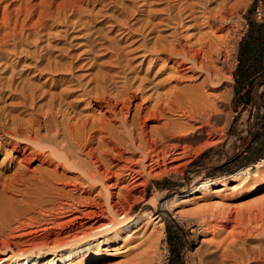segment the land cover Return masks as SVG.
Wrapping results in <instances>:
<instances>
[{
    "label": "bare ground",
    "instance_id": "6f19581e",
    "mask_svg": "<svg viewBox=\"0 0 264 264\" xmlns=\"http://www.w3.org/2000/svg\"><path fill=\"white\" fill-rule=\"evenodd\" d=\"M6 1L0 0V54L9 55L29 35L26 20L33 15L28 9L30 0H11V5ZM15 1L21 4L13 15L10 9ZM211 1L62 0L56 4L88 14L84 17L91 24L105 8L115 5L149 9L156 2L170 5L171 11L176 6L177 15L170 16L175 32L171 40L154 42L143 34L139 69L111 43L117 57L114 62L108 60V71L76 85L72 81L64 85L65 79L55 78L73 71L72 65L62 63V55L36 58L32 80L20 91L26 100L22 105L36 106L40 96L49 100L27 117L12 111L3 117L5 123L0 122V159L4 157L0 162V264H86L122 244L127 247L122 253L130 251V246H137L132 240L137 230L141 228L137 235L145 236L153 219L149 210L132 216L136 206L146 200L150 181L182 174L194 156L222 141L233 116L229 111L231 86L227 84L231 78L215 58L218 45H223L218 34L223 28L214 31L220 17L207 20L211 33H203L195 41L190 36L179 37L184 34L177 30L185 27V20H198V3L206 14L208 7L203 5ZM39 4L44 6L47 0ZM55 20H60V14ZM147 27L158 30L153 21ZM10 40L13 50L7 46ZM92 48L83 55H91ZM118 78L124 82L114 89ZM82 106L85 113L80 111ZM259 164H264V158ZM250 174L245 167L230 177L245 181ZM226 179L200 181L197 187L192 185L171 197L153 196L150 203L157 206L165 201L170 206L185 202L199 191L212 192L223 186ZM237 216L223 218L225 227L237 226L243 231L216 264H264V250L259 248L255 254L245 246L247 240H242L255 230L264 235V206L254 216L256 224L262 222L258 229L241 227L243 222ZM155 220L160 224L162 218Z\"/></svg>",
    "mask_w": 264,
    "mask_h": 264
},
{
    "label": "rangeland",
    "instance_id": "374dc122",
    "mask_svg": "<svg viewBox=\"0 0 264 264\" xmlns=\"http://www.w3.org/2000/svg\"><path fill=\"white\" fill-rule=\"evenodd\" d=\"M39 1H29L28 9L33 15V19L28 18L26 20L28 25L26 34L29 35L24 34L22 39L24 42L19 44L17 53L15 54L16 51H14L9 55L7 52L0 54L1 123H5V115L13 114V112L14 115L21 113V116L27 117L29 112L31 114L41 105L47 103V99L49 100V98L45 99L44 97L43 99L40 96L36 99L37 107L27 105L29 107L27 108L22 105L26 100L20 91L28 81L32 80L30 75L34 72L33 66L39 56L62 55V63L72 65L73 71L66 75H58L55 78L65 79L67 83L64 85H71V83L76 85L77 81L86 83L94 77L93 75L108 71L110 68L109 61L114 62L117 57L111 43L116 46V49L119 48L118 50L139 69L142 54L140 45L143 41V34L148 41L154 42L158 39L171 40L175 32V25L170 23L171 17L177 15L175 13L178 11L176 6L171 11L170 5H158L156 2L149 9L143 8L144 10L141 7L134 9L131 5L130 8L128 5L125 7L124 5H115L105 8L102 16H99L97 21L95 20L91 24L84 17L88 14L80 15L70 7H58L56 4L61 3L62 0H47V4L44 6H40ZM195 2L197 3V1ZM259 2L264 1L212 0L203 5L208 7L206 14H203L202 3H198L196 7L199 11V15H196L198 20H185L186 22L183 23L187 26L181 25L177 29L178 33L184 34L177 36H188V38L190 36L195 41L203 38L205 35L203 33H211V30H208L210 24L206 23L207 20L214 21L217 15L220 18L224 17L222 21L219 18L214 26V31L217 28H223V31L218 33L223 40L220 45H223H218L219 54L215 53V58H217L218 67L223 71L226 70L228 77L231 78L227 84L231 86L229 111L233 119L230 118L231 123L222 141L209 146L194 156L182 174L171 173L150 181L147 186L146 200L138 204L132 212V216L140 215L145 210L153 212V219L147 228V234L142 235L143 237L137 235L141 231L140 228L132 237L135 242L134 245L137 246L133 245L134 248H130V246V251L127 249L128 252L124 253L122 252L127 247L123 244L110 248L105 252L106 254L94 257L86 264H208L207 262L216 264L221 261L222 252L229 248V245L234 244L238 240L237 236L243 231L237 226L225 227L224 217L232 214L238 215V219H241L240 222H243L241 224L243 228L251 226L258 229L261 227L262 222L256 224V217L254 218V216H257L260 207L264 206V164H259L262 158L257 161L254 158L264 152V77L256 79L252 88L245 89L241 94L238 95L236 91L240 43L248 31L249 22L251 20L257 21L255 14ZM11 3V0L5 2L6 5H11ZM20 4L19 1L12 4L10 10L13 15ZM260 8L264 10V7ZM149 12L151 17H149ZM208 12L209 14H207ZM59 14L60 20L54 21L55 16ZM203 15H207L206 18H208H204ZM148 21L155 22L159 27H157L158 30L151 31V28L147 27ZM82 23L84 26H79ZM82 33H86L87 38L80 39ZM8 43L9 50H13V40ZM86 43L89 48L83 46ZM87 48L88 50L93 49L91 55L90 53L87 56L83 55ZM93 63L94 66H92ZM118 71L120 72V70ZM118 79H116L117 86L114 89L121 88L124 82L123 79ZM33 81L36 82L35 84L43 82ZM14 104L15 106H13ZM17 104L18 106H16ZM17 108H20V111L17 112ZM80 111L85 113V106H82ZM3 159L4 157H1L0 162ZM245 167L250 168L251 174L248 179L246 178L245 181L239 179V181L230 177ZM255 173H257L256 176L253 175ZM220 177H227L226 184L223 186L220 184L212 192L199 191L185 202L172 203L170 206L165 205V201L160 202L157 206L150 203L153 196L168 194L171 197L176 193L187 191L200 181ZM157 216L162 218L160 224H156L155 218ZM247 222L248 226H246ZM206 227L208 228L206 229ZM233 227L237 229L234 231ZM255 231L252 236L243 235L242 240H247L244 243L245 246L256 254L259 248L264 250V235L257 230Z\"/></svg>",
    "mask_w": 264,
    "mask_h": 264
},
{
    "label": "trees",
    "instance_id": "16d2710c",
    "mask_svg": "<svg viewBox=\"0 0 264 264\" xmlns=\"http://www.w3.org/2000/svg\"><path fill=\"white\" fill-rule=\"evenodd\" d=\"M264 77V22L251 20L248 31L244 35L239 47V64L236 80L244 79L245 86L237 87V94H241L247 87L252 88L256 79ZM238 83V82H237ZM264 152L255 156L254 160L263 159Z\"/></svg>",
    "mask_w": 264,
    "mask_h": 264
},
{
    "label": "built area",
    "instance_id": "2783aa9c",
    "mask_svg": "<svg viewBox=\"0 0 264 264\" xmlns=\"http://www.w3.org/2000/svg\"><path fill=\"white\" fill-rule=\"evenodd\" d=\"M256 20L259 23H263L264 22V10L262 8H258L256 10V14H255Z\"/></svg>",
    "mask_w": 264,
    "mask_h": 264
},
{
    "label": "crops",
    "instance_id": "0c3cea01",
    "mask_svg": "<svg viewBox=\"0 0 264 264\" xmlns=\"http://www.w3.org/2000/svg\"><path fill=\"white\" fill-rule=\"evenodd\" d=\"M264 1V0H263ZM260 7H264V2H259V5H258V8H260ZM257 8V9H258ZM256 9V10H257ZM237 82H238V85H237V87L239 88V86L241 87V85H243V86H245V84L247 83L244 79H242V78H239L238 80H236ZM247 88H249V87H247ZM245 90V89H244ZM243 90V91H244ZM239 95V94H238ZM243 99H245V96H243Z\"/></svg>",
    "mask_w": 264,
    "mask_h": 264
}]
</instances>
